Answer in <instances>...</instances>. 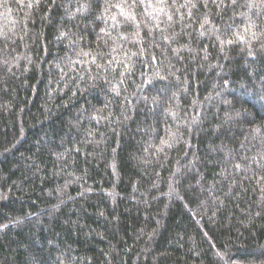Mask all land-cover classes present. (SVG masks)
I'll use <instances>...</instances> for the list:
<instances>
[{
  "label": "trees",
  "instance_id": "1",
  "mask_svg": "<svg viewBox=\"0 0 264 264\" xmlns=\"http://www.w3.org/2000/svg\"><path fill=\"white\" fill-rule=\"evenodd\" d=\"M0 264H264V0H0Z\"/></svg>",
  "mask_w": 264,
  "mask_h": 264
},
{
  "label": "snow or ice",
  "instance_id": "2",
  "mask_svg": "<svg viewBox=\"0 0 264 264\" xmlns=\"http://www.w3.org/2000/svg\"><path fill=\"white\" fill-rule=\"evenodd\" d=\"M169 19H171V17H169ZM205 22H207V21H205ZM161 143H162V144H163V143H167V141H162Z\"/></svg>",
  "mask_w": 264,
  "mask_h": 264
}]
</instances>
